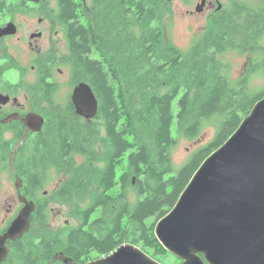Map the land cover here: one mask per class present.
I'll list each match as a JSON object with an SVG mask.
<instances>
[{
	"label": "trees",
	"instance_id": "16d2710c",
	"mask_svg": "<svg viewBox=\"0 0 264 264\" xmlns=\"http://www.w3.org/2000/svg\"><path fill=\"white\" fill-rule=\"evenodd\" d=\"M57 1L65 16L81 15L69 26L68 62L71 78L90 84L99 112L92 121L49 112L32 139L36 156L28 174L36 172L31 179L39 194L51 173H64L54 195L57 202L92 197L86 207L72 208L78 227L54 232L39 226L35 237L28 233L17 241L7 264H49L59 252L84 264L93 253L107 255L126 242L155 256L166 254L154 225L175 205L202 161L264 96V86H250L252 74H264V52L236 80L220 59L229 51L244 54L261 48L264 0L257 9L236 6L214 16L203 41L193 42L188 51L164 41L166 0ZM174 120V128L190 141L200 135L205 121L215 120L212 138L178 170L171 156ZM93 140L105 149L102 166L90 148ZM31 184L29 178L25 187ZM46 203V196L38 198L35 221L42 225L49 220Z\"/></svg>",
	"mask_w": 264,
	"mask_h": 264
},
{
	"label": "water",
	"instance_id": "95a60500",
	"mask_svg": "<svg viewBox=\"0 0 264 264\" xmlns=\"http://www.w3.org/2000/svg\"><path fill=\"white\" fill-rule=\"evenodd\" d=\"M76 113L87 120L98 112L89 84L81 82L72 93ZM28 130H40L43 117L32 113ZM18 188V183H16ZM34 210L25 202L0 241V262L6 259L7 238H21L30 227ZM154 235L179 264H264V96L237 129L195 170L171 210L157 221ZM61 260L75 264L62 252ZM84 264H162L140 247L122 243L107 255Z\"/></svg>",
	"mask_w": 264,
	"mask_h": 264
},
{
	"label": "flooded vegetation",
	"instance_id": "af4514ba",
	"mask_svg": "<svg viewBox=\"0 0 264 264\" xmlns=\"http://www.w3.org/2000/svg\"><path fill=\"white\" fill-rule=\"evenodd\" d=\"M82 1L85 0L80 3ZM182 1L189 4L185 11L187 16L204 15L208 25L227 8L250 5L248 0ZM256 3L260 7L262 0ZM74 17L62 14L57 0H0V241L5 239L7 229L25 202L34 205L29 230L32 234L40 195L31 179L36 172H28L36 156L32 139L44 127L46 115L72 113L92 121L78 115L72 101L74 88L84 81L71 78L68 62L69 26L81 15ZM64 68H68V90L63 96H57L61 84L58 77L64 76ZM51 106L56 109L52 110ZM32 113L43 117V126L38 131L29 129L21 142L27 128L24 119ZM29 178L32 184L26 188ZM18 240H5L8 253L0 264H7Z\"/></svg>",
	"mask_w": 264,
	"mask_h": 264
},
{
	"label": "rangeland",
	"instance_id": "374dc122",
	"mask_svg": "<svg viewBox=\"0 0 264 264\" xmlns=\"http://www.w3.org/2000/svg\"><path fill=\"white\" fill-rule=\"evenodd\" d=\"M166 1L169 3V7L168 10L163 12L161 18L164 41L179 47L183 51H188L193 42L197 40H201V42L203 41V34L209 28L207 19L204 15H194L193 17L187 16L185 11L189 8V4H185L182 0ZM256 2H258V0H248V3L250 4L249 6L253 8L255 7L254 9L259 8L258 3ZM262 52H264V41L262 42L261 48H259L257 52L239 54L235 51H229L221 55L220 59L230 66V73L228 74L229 78L231 80H236L251 67L252 62L257 60ZM64 69V76L58 77L61 84L60 90L56 93L57 96L58 94L63 96L68 90V84L66 82L68 68ZM250 86L253 90L262 89L264 86V74H260L259 72L252 74L250 77ZM176 102L177 99L173 101L172 105L174 114H176L177 111ZM50 108L52 110L56 109L54 106H51ZM248 115L249 113L246 116ZM174 125L175 120L173 121L172 135L176 142L171 149V156L173 166L175 170H178L186 163L188 158L197 148L203 146L212 138L215 132V120L205 121L200 135L193 141H190L186 137L182 136L179 133V128H174ZM90 148L96 157V163L99 166H102L103 163L101 158L105 149L101 146L100 141L93 140ZM64 179H66V175H64V173L58 176L51 173L49 181L39 191L40 196L45 193L44 196L48 198V210H50L49 220L45 225L39 224L38 222L33 223V237L36 236V233L40 232L39 226H44L49 231L63 232L68 228H75L80 225L79 219L72 215V208L75 205L80 208L86 207L91 200L92 193L74 198L70 203L57 202L54 199L55 191L59 187L60 182ZM152 220L153 219H150L148 221ZM136 246L140 247L139 245ZM146 253L162 264H173V262L175 264H179V261H176L177 258L168 252L157 256L152 255V250H147ZM97 256L98 255L95 253L92 254L93 259L98 258Z\"/></svg>",
	"mask_w": 264,
	"mask_h": 264
}]
</instances>
